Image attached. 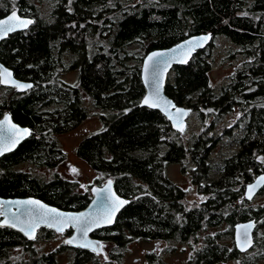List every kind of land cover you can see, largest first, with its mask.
Listing matches in <instances>:
<instances>
[{"label": "trees", "instance_id": "1", "mask_svg": "<svg viewBox=\"0 0 264 264\" xmlns=\"http://www.w3.org/2000/svg\"><path fill=\"white\" fill-rule=\"evenodd\" d=\"M34 19L27 29L0 42V61L33 87L17 92L0 85V118L6 111L31 134L0 157V195L36 196L67 210H81L91 192L55 172L45 179L22 165L55 167L66 153L58 135L95 114L98 130L86 134L77 155L101 176L113 178L128 200L112 226L92 236L103 253L73 248L67 264H121L133 241L191 244L188 264H264V187L242 199L250 181L264 172V0H0V17L11 10ZM211 32L230 44L240 63L218 83L212 76L214 41L182 65H175L165 93L191 108L199 123L190 132L174 129L158 109L140 104L145 94L141 66L153 49L189 35ZM76 70L69 83L62 73ZM239 114L220 128L225 116ZM220 128V129H219ZM230 153L215 152L225 143ZM182 165L201 196L174 182L168 166ZM101 179L98 184L101 185ZM254 219V244L240 251L234 225ZM71 229L65 234H70ZM56 232L40 228L34 240L0 227V264H63L60 249L40 250L34 241ZM201 244H198V242ZM146 264H169L154 251Z\"/></svg>", "mask_w": 264, "mask_h": 264}, {"label": "rangeland", "instance_id": "2", "mask_svg": "<svg viewBox=\"0 0 264 264\" xmlns=\"http://www.w3.org/2000/svg\"><path fill=\"white\" fill-rule=\"evenodd\" d=\"M214 46L208 51L210 56H212V67L211 72L214 78V81L218 83L227 79L234 67L240 63L239 58L236 56L227 55L228 47L230 44L227 42L225 38L218 37L213 42ZM77 71L70 70L64 72L61 75V78L69 83H75L77 80ZM239 114L235 113L225 116L221 119L219 126L220 128L225 126H230L232 123H235L236 117ZM101 120L93 114L89 118H87L82 124H80L77 128L72 129L66 133L58 135V142L60 146L64 149L63 151L66 153V158L55 167H38L31 166L29 164L22 165L26 169H30L34 171L36 174L41 176L42 178L48 179L55 172L61 173L64 177L70 179L77 184V190L80 191H88L90 193V187L94 183L98 182V179H101L100 182L103 183L106 178L101 176L98 172L94 171L88 164L84 162L76 153V147L79 141L88 133L94 132L101 127ZM187 132L185 133V137L190 135V132L198 130L199 123L195 116L191 115L188 119L187 123ZM219 128V129H220ZM229 137L224 136L223 141L225 143L216 145L214 147L215 152H224L230 153L232 148L235 146L226 145V141ZM75 168L77 171L73 172L72 169ZM168 175L169 177L179 185H182L185 189H188L187 199L191 202L199 201L201 199V195L197 193L195 185L192 184L191 177L187 171H182V167L180 164H171L168 166ZM254 199V198H253ZM263 197H256L255 203L263 202ZM67 232V231H66ZM56 232V235L52 237V239L45 240L44 235L40 234V236L34 241V246L40 250H53L59 248L62 244H65V238L68 234ZM191 242V241H190ZM182 243L179 241H133L130 243L124 252L123 261L121 264H146L147 257L146 253L149 251H154L160 256H162L167 263L169 264H188V258L191 255V244ZM201 244L199 241L197 246ZM66 245V244H65ZM68 246V245H67ZM70 247V246H68ZM71 249H60L61 251L58 253L60 261L63 264H67L70 256L72 255V247ZM216 264H234L233 261L229 262H219Z\"/></svg>", "mask_w": 264, "mask_h": 264}, {"label": "water", "instance_id": "3", "mask_svg": "<svg viewBox=\"0 0 264 264\" xmlns=\"http://www.w3.org/2000/svg\"><path fill=\"white\" fill-rule=\"evenodd\" d=\"M12 11H16L18 16H20L21 18H24V19H29L33 23L34 19L32 17L21 15L20 13H18V10H16V9H13L10 12H7L6 15L0 17V20L7 19V17L11 14ZM29 26H30V24L28 25V27ZM27 28L17 29L16 31L24 30ZM16 31H14V32H16ZM14 32L9 33L6 37H8L10 34H12ZM201 37H207V39L203 41L202 46L195 47V49L193 51L188 52L187 51V48H188L187 42L189 40L196 41L197 39H199ZM5 38L0 39V42L2 40H4ZM214 38H215V35L211 32H204V33L189 35L186 38L182 39L181 41L172 44L171 46H168L165 48L153 49V50L149 51L147 53V55H145L143 58L140 72H141V78L143 81L142 84H144L146 91H145V94L142 96L140 104L143 106H147L149 108V106L145 105L143 103V101L146 97L150 96L153 93L155 87L157 86V84H159V86H160V93L159 94H160V99H161V107H150V108L160 110L167 117L169 122H171L172 126L176 130H178L177 121H175L174 119H169V115H172L173 117H175L177 108L184 109L187 112V115L184 116L182 118V121L179 122L182 125L183 130H184V128L187 126L188 119L190 117L191 108H189L188 106H184V105H177L173 101V99L170 98L169 96H167V94L165 93V85H166L165 83L167 82V79L170 75V72H171L170 70H172L175 65L186 64L192 58L191 56H193L196 52H198V50L205 49L206 47H208L211 44V42L214 41ZM180 45H184L185 46L184 49H181L179 47ZM173 49H175V51H173ZM154 53H164V55L163 56H157L154 61L149 62L148 57ZM165 61L168 62L167 65H165V63H164ZM182 61H186V62H182ZM146 64H149V69H148L147 73L145 72V65ZM3 69H6L8 72H10L11 73V79L16 81L17 83L31 84L32 85V82H30V81H26V80L15 77L14 71L11 68H9L7 65H4V63H2L0 61V71H2ZM0 85L6 86V87H13L14 88L13 90H15L17 92H24V91L29 89V88L19 89V88L12 86L11 84H0ZM32 87H33V85H32ZM163 101H170L172 105H175V107L169 106L167 108V111H165ZM11 114H12L11 111H6L2 115V117L0 118V121H3L5 119V117H8L10 119L11 123L16 125L18 129H20V130L27 129L29 134L24 135L23 137H16V139H18L19 142L15 143L14 145H10L11 150L5 151L2 155H4L5 153H8V152L10 153L11 151L15 150L19 146V144L22 142V140L28 138L29 135L31 134V128H29L28 126H24V125L21 126V124H19L18 122H16L14 120V118ZM178 131H180V130H178ZM3 135L5 136V139L0 141V148L4 147L6 143H10V140L12 138V134L10 132H4ZM2 155H0V157ZM261 176H264V172L258 174L253 181H250V183L247 184L246 189H245V193L242 195L240 200H242L244 198L247 200H251L255 196H257V193H259L260 190L264 187V183L257 184V181H258L259 177H261ZM108 181L112 182L111 187H110V192L106 191V189H108ZM249 185H257V187L254 190V193L252 194L251 199H248V195H249L248 187H249ZM114 186H115V181L113 178H107L101 185L98 183L91 185V187H90L91 195H92L91 199L89 200V203L87 204V206L81 210L62 209L56 205L49 204L46 201H44L43 199L36 197V196L4 197V196L0 195V202H16V201L35 200V201H39L41 204L47 206V208L55 209L57 212L63 213L66 216L79 215L81 213H83V214H85V216H87L88 214H97V213L101 212L102 209L99 207V201L109 197L113 193L120 200L128 202V200H126L125 197H123L122 195H120L117 192V190H116V188H114ZM98 190H99V195H98ZM126 204L127 203H125L123 205V207H121L119 209V211L115 213V219H114L113 223L103 224L101 227H98V228L94 227L93 230L88 233L86 238H84L77 231V228L72 226L71 224L65 226L63 232H59V233H64V232L71 229V233L66 236L65 241L72 239L73 237H75L76 239L73 241L72 244L65 243L66 245H68L72 248L78 247V248H84V249H88L90 251H93L92 246H89V247H80L79 246L82 242L87 240V241L92 242V245H94L96 247L97 250L93 251V252L104 254V248L102 245V241L99 240L98 238L93 237L92 233L98 229L108 227V226H112L116 222V219L119 215L118 213L126 206ZM32 207H33L32 205H21V204H16V203H9L6 205V208L3 210L6 211L7 217L11 220L13 214L19 215V212L17 211V209L23 210V209L32 208ZM4 219H5V216H0V223H3ZM20 219L24 220V219H26V217L21 216ZM248 224H254V227L249 230V235H250L252 243H251V246L246 247V250H241V247L238 245V242H237L238 229L242 233L243 229L241 228V226L248 225ZM256 226H257V223H256V221H254V219L239 221V222L235 223L234 233H233L234 234L233 239H234V243L236 245L235 247H237L242 252L249 250L252 247V245L254 244V233L256 230ZM4 227H10V226H4ZM21 227H24V225L18 223L17 227H15V228L10 227V228H12V230L19 231L28 240H34V239H30L27 235H25L24 232L20 231ZM40 228L52 229L55 232H57L54 227H48L46 223H40V226L38 228H36V230H35V238L37 237Z\"/></svg>", "mask_w": 264, "mask_h": 264}, {"label": "snow or ice", "instance_id": "4", "mask_svg": "<svg viewBox=\"0 0 264 264\" xmlns=\"http://www.w3.org/2000/svg\"><path fill=\"white\" fill-rule=\"evenodd\" d=\"M71 3V0H69ZM32 21L29 19L21 18L17 15L16 11H12L11 14L7 17V19L0 20V39L5 38L9 33L16 31L17 29L27 28ZM207 37H201L196 41L189 40L187 42L188 48L187 51L191 52L195 49V47L202 46L204 40ZM181 49H184V45L179 46ZM175 51V49H173ZM164 53H154L148 57V61L152 62L156 59L157 56H163ZM186 62V61H182ZM167 65V61L164 62ZM149 69V64L145 65V72L147 73ZM0 84H11L12 86L19 89L31 88V84H20L11 79V73L6 69L0 71ZM160 86L157 84L153 93L146 97L143 101L145 105L149 107H161V99H160ZM164 110L167 111L169 106L175 107L172 105L170 101H163ZM187 115V112L184 109H176V115L173 117L169 115V119H174L177 121L178 130L183 131L182 125L179 123L182 121V118ZM4 132H10L12 134V138L10 143H6L4 147L0 148V155H2L5 151H10L11 146L15 143H18V139L16 137H23L24 135L29 134L27 129L20 130L16 125L12 124L8 117H5L3 121H0V141L5 139L3 135ZM264 161V157L260 158ZM73 172L77 170L75 168L72 169ZM111 181H108V189L106 191L110 192ZM264 183V176L259 177L257 184ZM257 185H249L248 187V199L252 198V194L254 193ZM99 195V190H98ZM9 203H16L21 205H32V208L27 209H17L19 215L13 214L11 220L7 217V213L5 210L6 205ZM127 203V201L120 200L115 194H111L109 197L99 201V207L102 209L101 212L97 214H85L81 213L79 215L66 216L63 213L57 212L55 209L47 208V206L41 204L39 201L35 200H27V201H16V202H0V216H5L3 223H0V227L10 226L17 227V224H22L24 227L20 228V231L24 232L30 239H35V230L40 226V223H46L48 227H54L57 232H63L64 227L71 224L72 226L77 228V231L86 238L88 233L93 230L94 227H101L103 224H111L114 222L115 213L119 211L123 205ZM26 217V219L21 220L20 217ZM254 227V224L243 225L241 228L243 229L242 233L238 229L237 234V242L241 247V250H246V247L251 246V238L249 235V230ZM76 238L73 237L65 241V243L72 244ZM80 247H89L92 246V250L96 251V247L92 245V242L85 240L82 242Z\"/></svg>", "mask_w": 264, "mask_h": 264}, {"label": "flooded vegetation", "instance_id": "5", "mask_svg": "<svg viewBox=\"0 0 264 264\" xmlns=\"http://www.w3.org/2000/svg\"><path fill=\"white\" fill-rule=\"evenodd\" d=\"M181 167H182V165H181ZM95 184V183H94ZM102 184V183H101ZM90 189V188H89ZM90 192H91V189H90ZM92 196V195H91ZM153 241V240H152ZM156 241H159V240H156Z\"/></svg>", "mask_w": 264, "mask_h": 264}]
</instances>
